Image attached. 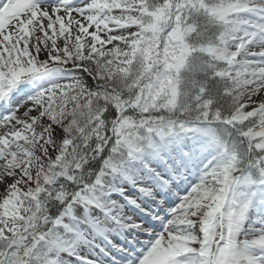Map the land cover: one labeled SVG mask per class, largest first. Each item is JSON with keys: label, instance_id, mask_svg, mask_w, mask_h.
<instances>
[{"label": "snow or ice", "instance_id": "1", "mask_svg": "<svg viewBox=\"0 0 264 264\" xmlns=\"http://www.w3.org/2000/svg\"><path fill=\"white\" fill-rule=\"evenodd\" d=\"M0 264H264V0H0Z\"/></svg>", "mask_w": 264, "mask_h": 264}]
</instances>
